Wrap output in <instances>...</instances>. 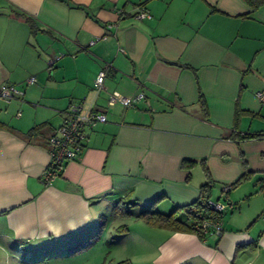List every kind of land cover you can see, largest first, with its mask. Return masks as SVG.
Returning a JSON list of instances; mask_svg holds the SVG:
<instances>
[{"label": "crops", "instance_id": "0c3cea01", "mask_svg": "<svg viewBox=\"0 0 264 264\" xmlns=\"http://www.w3.org/2000/svg\"><path fill=\"white\" fill-rule=\"evenodd\" d=\"M139 7L146 16L137 15ZM30 76L35 81L27 83ZM3 82L23 94L0 97V264L8 256L12 264L44 251L57 256L61 246L93 234L102 218L98 241L107 232L111 250L123 243L129 252L121 260L130 264H264V139L237 137L264 130L257 96L264 91V4L253 10L246 0H0ZM112 91L143 96L109 105ZM77 100L103 111L106 121L86 131L80 157L44 185L48 138ZM204 183L210 200L224 205L220 237L137 216L150 204L162 213L186 205ZM125 201L140 207L131 211L146 224L135 221L137 233L127 224L122 232L108 226L122 218L115 205ZM20 250L27 251L22 261Z\"/></svg>", "mask_w": 264, "mask_h": 264}, {"label": "built area", "instance_id": "2783aa9c", "mask_svg": "<svg viewBox=\"0 0 264 264\" xmlns=\"http://www.w3.org/2000/svg\"><path fill=\"white\" fill-rule=\"evenodd\" d=\"M137 15L146 16L147 11L144 8L139 7ZM111 26H113V24L107 25L108 28ZM105 37L106 36L103 34L95 35L88 41V43L89 45H92ZM48 63L51 64L52 60H49ZM104 76L105 70L101 69L94 79V87L96 91L102 88ZM34 81V76H30L27 79V83H32ZM22 94L23 91L18 89L15 85L4 82L0 84V97L5 101H10L13 97ZM142 96V91L132 95H123L118 91H112L108 95L107 102L109 105L119 102L123 105L129 106ZM257 96L260 101H264V91H258ZM103 121H106V114L103 111L95 109L85 100L71 101L66 108L62 122L48 138L49 160L40 175V182L44 185L49 184L56 176L64 171L65 166L69 161L78 159L81 155L86 131L92 128L96 122ZM231 187V183H226L222 186V189L227 191ZM208 206L216 211H222L224 207L223 203L214 200H209ZM195 227L196 230L202 234L211 233L218 237L222 236L224 232L220 218H202Z\"/></svg>", "mask_w": 264, "mask_h": 264}, {"label": "trees", "instance_id": "16d2710c", "mask_svg": "<svg viewBox=\"0 0 264 264\" xmlns=\"http://www.w3.org/2000/svg\"><path fill=\"white\" fill-rule=\"evenodd\" d=\"M250 5L252 6V9L255 10L262 4H264V0H246ZM16 15L23 16L27 20H30L31 18L19 11H15ZM31 23V26L34 27L33 23ZM40 125H36L32 127L29 131H33L34 129L38 128ZM239 139H264V130H260L257 132H246L244 134H241L240 136L237 135ZM191 161L189 159H184L182 161V166H188ZM243 179V176L240 177L235 182L231 183L233 186L237 182ZM210 194H211V188L208 183H204L200 187V194L197 199L194 201L180 206L175 207L173 210L167 213H162L159 211H156L151 208L152 204L148 205V207L141 210L137 216L139 218H142L144 221L151 225H155L158 227H165L171 230H191L196 232L200 237L203 239L205 238L206 234H202L196 230L195 225L198 224L202 218H211V219H217L221 218L222 211H216L208 206V201L210 200ZM130 202L125 201L124 203H117L115 205V211L120 214L121 216H131L132 212L128 209ZM179 209L184 210V218H181L179 216ZM105 226V220L102 218V221L100 223V226L97 228V230L89 235L88 237L82 239L81 241L76 243V249L82 250L90 247L94 243H96L97 240H99L100 235L102 233L103 227ZM126 224L118 225L115 228V232H122L126 230ZM117 264H130L128 260H120L117 262Z\"/></svg>", "mask_w": 264, "mask_h": 264}, {"label": "rangeland", "instance_id": "374dc122", "mask_svg": "<svg viewBox=\"0 0 264 264\" xmlns=\"http://www.w3.org/2000/svg\"><path fill=\"white\" fill-rule=\"evenodd\" d=\"M128 209L132 212L137 211L140 209L139 206H130V208L128 207ZM223 211V210H222ZM225 211V210H224ZM226 213H224L225 216ZM111 215L113 216V214L111 213ZM135 218L131 217V216H122V218L120 216H114L113 218L108 219V226H115L117 227L118 225L121 224H127V226L131 229H133V233L134 231L138 230L140 225L136 224L135 221H139L142 224L141 225H146L145 222L143 220H134ZM113 226V227H114ZM111 228V227H110ZM112 229V228H111ZM135 229V230H134ZM113 231H115V228L113 229ZM112 232V230H111ZM138 231H136L137 233ZM134 234H132L133 236ZM101 236V235H100ZM130 236V237H132ZM135 236V235H134ZM133 236V237H134ZM101 238V237H100ZM99 238V239H100ZM105 239H107L108 241L111 240V238L109 237V234L106 232L105 234V238L103 237L101 239V241H96V243H94L93 245H91L90 247L86 248V249H82V250H78L76 249V244L71 245V246H66L63 245L61 246L59 249H57V256H53V255H48L47 252H43L41 254L38 255L37 259L33 262H29L27 261L26 264H73V263H78L77 261H84L85 259L88 258H92V259H97L100 260L101 263L103 262V264H117L118 261H120L121 259H123L124 257H122L124 254H127L126 251L129 252V250L125 251V248L123 246V243L119 246H121L120 249H110V246L107 245L105 242ZM132 238H128L125 240V242L130 243ZM136 239H137V235H136ZM138 239H139V235H138ZM123 246V247H122ZM126 247H130V244H127ZM22 250H20V260L22 261L23 257L26 255V253L23 252V254L21 253ZM59 257V258H58ZM3 260L2 264H12V260L10 261V257H7V260ZM16 264H22L21 262H16ZM240 264H248V259L242 258Z\"/></svg>", "mask_w": 264, "mask_h": 264}]
</instances>
